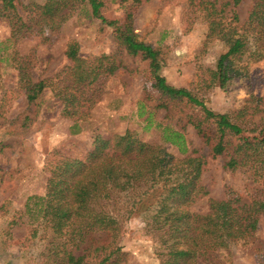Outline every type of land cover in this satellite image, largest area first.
Listing matches in <instances>:
<instances>
[{"label": "rangeland", "instance_id": "374dc122", "mask_svg": "<svg viewBox=\"0 0 264 264\" xmlns=\"http://www.w3.org/2000/svg\"><path fill=\"white\" fill-rule=\"evenodd\" d=\"M102 1L101 12L107 19L121 18L119 0ZM224 1L215 0L216 4ZM13 3L16 14L30 28L26 36L13 42L8 39L7 20L0 19V264L60 263L61 254L48 250V242L54 240L51 230L28 223L23 204L27 196L44 193L50 175L47 161L83 157L96 134L109 137L130 129L142 139L158 143L160 129L154 127L155 122L179 131L188 153L194 150L193 155L204 160L198 184L206 195L188 205L192 212L204 213L207 198L223 200L229 192L240 196L241 201L264 199L263 183L245 168L230 171L223 167L224 155L211 157L208 145L190 123L201 118L198 106L167 100L166 108L157 107L164 99L150 87L146 63L125 52L111 27L88 16L85 10L72 9L64 11V19L52 29L41 18L35 24L36 10H29L43 5L44 0ZM251 4L252 0H239L234 7L237 24L245 20ZM132 27L138 39L158 49L164 59L160 73L169 84L189 90L208 108L227 113L246 128L259 121L260 109L264 110V60L249 61L243 74L222 88L208 86L210 69L224 48L218 41L205 40L206 24L187 0H141L133 7ZM69 41L76 42L77 53L86 62H101L97 78L77 99L81 115L75 120L61 112V102L50 89L27 102L11 60L22 61L32 81L51 78L54 86L60 85L68 80L64 75L71 63L64 48ZM107 62L114 66L111 72L101 70ZM148 114L150 126L145 121ZM202 124L212 134V126ZM163 146L181 157L175 146ZM131 193H117L110 202L103 201L106 210H118L114 211L119 221L115 242L123 254L117 264H158L147 222L139 207L131 203ZM123 204L131 205V209L125 212ZM101 243H92L89 258L99 253L93 248ZM81 251L72 249V254ZM197 264H264V216L258 218L249 243H231Z\"/></svg>", "mask_w": 264, "mask_h": 264}, {"label": "trees", "instance_id": "16d2710c", "mask_svg": "<svg viewBox=\"0 0 264 264\" xmlns=\"http://www.w3.org/2000/svg\"><path fill=\"white\" fill-rule=\"evenodd\" d=\"M13 1L0 0V19L7 20L8 39L15 42L27 35L30 26L16 14ZM140 1L119 0L123 7L119 19H107L102 14V0H44L43 5L36 4L29 10H36L35 24L41 18L52 29L64 19V11L72 9L85 10L88 16L111 27L125 52L146 63L149 85L164 99L157 107L166 108L167 100L198 106L201 118L190 123L208 145L211 157L224 155V168L230 171L245 168L264 187V136L260 135L264 132V110L260 109L259 121L246 128L227 113L214 112L189 90L169 84L160 73L164 59L158 49L138 39L132 27L133 7ZM187 1L206 24L205 40L218 41L224 48L210 69L208 86L222 88L242 75L249 61L264 60V0H252L240 25L234 11L239 0L220 4L215 0ZM76 45L75 41L65 45L64 55L71 63L64 75L68 80L56 86L51 78L32 81L24 63L11 57L27 102L50 89L60 100L65 116L75 120L81 115L77 99L97 78L101 62L99 59L96 64L86 62L78 55ZM113 67L107 62L101 70L111 72ZM145 121L150 126L149 114ZM202 122L212 126V134ZM154 127L160 129L158 143L146 141L125 129L109 137L94 135L83 157H62L46 162L50 175L44 193L27 196L23 209L28 223L51 230L54 240L51 238L48 242V250L61 254L57 264H117L120 261L123 252L115 242L119 221L114 211L118 210H106L103 205L105 199L110 202L117 193L133 192L131 203L139 207L147 222L158 264H197L231 243L251 241L258 218L264 216V199L241 201L240 196L229 192L223 200L207 198L204 213L190 211L188 205L196 197L206 195L198 184L204 160L193 155L194 150L188 153L179 131L160 122H155ZM164 143L175 146L181 157L167 152ZM131 205L123 204L122 209L126 212ZM98 240L102 243L96 244L93 251L99 253L89 258L87 251ZM72 249L82 251L73 255Z\"/></svg>", "mask_w": 264, "mask_h": 264}]
</instances>
